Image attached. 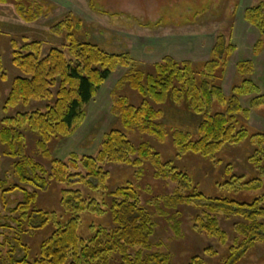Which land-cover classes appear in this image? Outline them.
Wrapping results in <instances>:
<instances>
[{"label":"trees","instance_id":"1","mask_svg":"<svg viewBox=\"0 0 264 264\" xmlns=\"http://www.w3.org/2000/svg\"><path fill=\"white\" fill-rule=\"evenodd\" d=\"M5 1L0 0V3ZM16 10L28 23L39 20L43 15L40 10L35 13L27 11L18 2ZM244 19L258 32L254 54L259 56L264 49V2L247 8ZM71 22L58 23L53 28L54 32L72 30ZM13 48L12 64L19 76L14 78L5 102L6 116L1 121L0 144L6 147L5 155L13 160V169L21 185L9 188L4 182L0 183V198L8 206L12 203L10 197L20 193L23 201L8 210L11 220H17L14 216H18L19 229L15 230L10 225L0 226L10 228L14 234L12 239L7 236L0 241L1 264H112L115 257H119L116 264H170L168 255L152 250L155 223L150 212L141 206L138 191L132 185L109 190L107 183L110 175L100 168L102 164L133 167L142 175L143 166L148 163L153 167L156 180L176 184L178 187L172 195L159 196L149 204L156 206L159 215L169 221L177 238L182 235L181 223L178 213L174 212H178L181 206L197 210V231L223 246L229 242V236L222 229L217 215L240 219L241 222L235 226L237 237L229 248L226 264H238L258 243L264 242V196L250 203L208 198L193 185V179L187 173L178 169L175 162H164L147 143L136 146L120 130H112L105 135L96 159L84 157L78 161V157L72 155L66 163L54 159L48 149L55 138L74 135L86 120L85 106L94 100L118 68H127L128 72L118 82L117 90L128 86L139 94L142 101L134 105L128 98L113 93L111 113L123 129L164 143L169 131L162 123L164 112L159 107L168 102L187 104L189 110L200 118L198 138L194 140L190 133L174 130L171 137L177 158L196 155L212 160L223 147L247 142L253 151L248 160L260 178L246 181L244 176L235 174L230 165L226 168L229 180L220 187L237 192L261 189L264 133L251 132L238 119L249 120L252 111L263 108L264 93L254 79L256 68L252 61L237 64L238 83L225 93L224 79L230 59L237 50L233 42L229 43L224 36H219L211 59L200 67L189 61L176 62L171 57H165L153 66L152 72L139 67L129 54H108L96 44L79 42L75 38L66 47L70 58L60 48H51L44 55L41 42L27 43L22 50L14 43ZM5 78L0 57V81ZM54 89L57 92L52 104L44 109H31L34 102L53 100ZM250 97V106L245 108L243 101ZM215 105L225 107L226 111L213 112ZM26 131L39 135L37 150L49 162L50 172L45 165L27 155ZM50 184L61 187L60 204L67 217L62 221L63 225L55 214L34 207L40 193L48 191ZM85 191L104 195L103 203L96 198L86 199ZM105 198L109 200L108 209L104 207ZM106 210L111 212L115 227H91L89 240H82L79 236L82 217L85 214L102 217ZM36 221L40 223L36 228H43L52 222L55 230L49 239L42 242L40 257L29 263L26 258L18 259L16 252L27 250L20 242L22 233L26 232L24 224L35 228ZM190 264H202V260L194 257Z\"/></svg>","mask_w":264,"mask_h":264},{"label":"rangeland","instance_id":"2","mask_svg":"<svg viewBox=\"0 0 264 264\" xmlns=\"http://www.w3.org/2000/svg\"><path fill=\"white\" fill-rule=\"evenodd\" d=\"M16 2L22 4L27 11L32 10L31 12L35 13L40 10L43 15L39 20L28 23L18 14ZM261 2L264 0H6L0 3V57L6 73V78L0 81V126L6 116L4 106L13 80L19 76L18 70L12 64L14 43L22 50L27 43L41 42L44 55L51 48H60L64 49L70 58L66 47L75 38L79 42L96 44L108 54H129L139 67L152 72L153 66L165 57H171L176 62L189 61L200 67L211 59L216 39L224 36L229 43L233 42L237 47L224 79L225 93H229L232 86L238 83L236 66L242 61L254 63V79L262 86L264 93V49L259 56L254 54L259 35L244 19V11ZM67 20L72 21V30L54 32L53 28L58 23ZM127 72V68H118L111 75L94 100L85 106L86 120L72 137L55 138L50 142L48 149L54 159L66 163L72 155H76L78 161L84 157L96 159L105 135L112 130H120L136 146L147 143L161 155L164 162H175L178 169L187 173L193 179V185L208 198H228L240 203H250L264 196V177L261 178L263 187L251 192H237L220 187L229 180L226 177V168L230 165L234 173L244 176L246 181L260 178L248 160L253 151L247 142L239 146L223 147L212 160L196 155L177 158L171 137L174 130L190 133L194 140L198 138L200 118L189 110L187 104L176 105L168 102L159 107L164 112L162 123L169 131V137L164 143L154 137L123 129L111 113L113 93L128 98L134 105H139L142 101L139 94L128 86L117 90L118 82ZM56 92L54 89L53 100L34 102L30 106L31 109H44L52 104ZM251 100V97L244 100L243 106L249 108ZM225 111V107L218 105L213 109V112ZM238 121L251 132L264 133V107L252 111L249 120L239 117ZM24 134L27 155L45 165L50 172L49 162L43 159L37 150L39 135L32 131H26ZM6 151V147L0 144V183L4 182L10 188L21 183L15 175L13 160L5 155ZM100 168L110 175L107 183L109 190L132 185L138 191L141 206L150 212L155 223V234L151 239L153 252L168 255L170 264H190L194 257H199L202 264H226L229 248L237 237L235 226L241 222L240 219L217 215L222 229L229 236V242L223 246L217 240L209 239L197 231V210L181 206L178 212H174L178 213L181 223L182 235L177 238L170 228L169 221L159 215L158 210H155L156 206L149 204V201H155L159 196L172 195L178 187L176 184L156 180L153 167L148 163L143 166L142 175L129 166L102 164ZM84 196L88 200L91 197L103 203L104 195L85 191ZM10 200L12 203L6 206L0 198V226L10 225L18 230V216H14L16 222L11 220L8 210L14 209L22 202L23 196L15 193ZM105 200L104 207L108 209L109 200ZM60 202L61 187L50 184L48 191L40 193L34 207L55 214L58 221L62 222L67 217ZM106 211L102 217L88 214L82 217L79 229L82 240H89L91 227H115L111 212ZM34 224L35 228H28L27 224H24L23 230L26 232L22 233L20 242L27 250L20 249L16 252L18 259L26 258L29 263L40 257L42 242L49 239L55 230L52 222L43 228H36L40 224L39 221ZM7 236L11 239L14 237L11 229L0 228V241L5 240ZM118 259L119 257H115L112 264H116ZM238 264H264V242L258 243Z\"/></svg>","mask_w":264,"mask_h":264}]
</instances>
